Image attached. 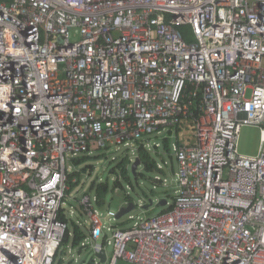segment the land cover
<instances>
[{
	"label": "built area",
	"instance_id": "obj_1",
	"mask_svg": "<svg viewBox=\"0 0 264 264\" xmlns=\"http://www.w3.org/2000/svg\"><path fill=\"white\" fill-rule=\"evenodd\" d=\"M242 126L261 130L256 157L237 153ZM170 130L169 211L119 229L84 195L78 250L104 252L100 264H264V0H0V264H53L67 157L114 146L132 164Z\"/></svg>",
	"mask_w": 264,
	"mask_h": 264
},
{
	"label": "rangeland",
	"instance_id": "obj_2",
	"mask_svg": "<svg viewBox=\"0 0 264 264\" xmlns=\"http://www.w3.org/2000/svg\"><path fill=\"white\" fill-rule=\"evenodd\" d=\"M79 29L71 28L69 30V41L77 43L80 41ZM261 130L257 126H242L238 135L237 153L244 157H256L260 150ZM167 142V150L165 149ZM177 144L176 136L172 130L165 131L159 135L150 137L149 146L146 147L149 156L155 161L163 174L158 172L148 173L144 166L137 168V176L131 173V165L128 168V180L121 181L122 189L113 190L115 175L110 174L112 169L126 157L123 149H117L111 146L107 149L93 150L90 153L78 154L75 157H67L65 166L70 177H74V183L70 190L69 199L65 202V215L73 221L79 222L87 229L88 220L81 216L79 201L84 195L94 197V190L90 187L92 184L107 183L109 192L104 199L101 207L95 206L102 218H105L106 225L118 226L129 229L139 222L140 219L154 217L167 209V206H160L159 203L165 201L170 204L175 199L177 164L173 156V146ZM129 159L133 157L128 155ZM117 172V170H115ZM160 178L161 183L156 181ZM128 197V198H127ZM130 200L136 208L120 220L108 221L107 211L118 212ZM152 202L149 205V202ZM144 207H148L145 210ZM73 212V216L70 213ZM129 216L133 217L132 219ZM71 232V226H68ZM108 236H110L107 233ZM108 257H111V247L106 248ZM93 256L90 252L79 251L78 248L71 246V238L61 245L59 252L54 258L53 264H78L81 261H88ZM96 261V260H95ZM118 264H127L119 261Z\"/></svg>",
	"mask_w": 264,
	"mask_h": 264
},
{
	"label": "trees",
	"instance_id": "obj_3",
	"mask_svg": "<svg viewBox=\"0 0 264 264\" xmlns=\"http://www.w3.org/2000/svg\"><path fill=\"white\" fill-rule=\"evenodd\" d=\"M179 30L181 31H186L187 32V28H182L179 27ZM167 142L165 141V149L167 150ZM138 157L141 161V164L144 166V170L148 173L151 172H158L159 174H163L162 170H160L157 166V164L155 163V161L149 156L148 152H146L145 150H143V148H139L138 150ZM131 165V162L129 160V157H124L117 165L115 169H112L110 171V174L115 175L116 178L113 182V190L122 189V185H121V181H126L129 182L128 180V168ZM117 170V172L115 171ZM74 177H70L69 176V180L71 181ZM74 183L70 182V190L72 189ZM91 190H94V196L97 198V206L101 207L102 204L104 203V199L106 197V195L109 192V187L107 183H101V184H92L90 187ZM70 193V191H69ZM128 198V197H127ZM126 201H130V200H126ZM172 207H170L171 209ZM169 209H166L165 211H163L162 213L168 212ZM81 212V211H80ZM81 216H83L82 212L80 214ZM61 219L63 221H65L66 223H68V226H71V232L69 231V229L67 230L64 239H63V244L67 243V241L71 238V246L73 248H79V245L81 244V242L84 241V239L86 238V231L84 226L82 227V224L79 225V222H73L71 220H69L68 218H66L63 215H60ZM66 218V219H65ZM121 228V227H120Z\"/></svg>",
	"mask_w": 264,
	"mask_h": 264
},
{
	"label": "water",
	"instance_id": "obj_4",
	"mask_svg": "<svg viewBox=\"0 0 264 264\" xmlns=\"http://www.w3.org/2000/svg\"><path fill=\"white\" fill-rule=\"evenodd\" d=\"M142 165L140 159L137 157L134 162L131 164V173L134 177L137 176V168ZM152 202H149V205H151ZM160 206H165V201H162L161 203H159ZM136 208V206L130 202V201H126L125 204L118 210V212L116 213L115 216V220H120L121 218L129 215L134 209ZM145 210H148V207H144ZM57 242H54L52 244L51 247V251H50V255L54 256L55 251L57 249ZM99 259V263H96L95 260ZM105 262V253L101 252L99 254L94 255L92 258H90L88 261H81L78 264H100V263H104Z\"/></svg>",
	"mask_w": 264,
	"mask_h": 264
},
{
	"label": "crops",
	"instance_id": "obj_5",
	"mask_svg": "<svg viewBox=\"0 0 264 264\" xmlns=\"http://www.w3.org/2000/svg\"><path fill=\"white\" fill-rule=\"evenodd\" d=\"M116 228H119V229H124V228H120V227H118V226H115Z\"/></svg>",
	"mask_w": 264,
	"mask_h": 264
}]
</instances>
